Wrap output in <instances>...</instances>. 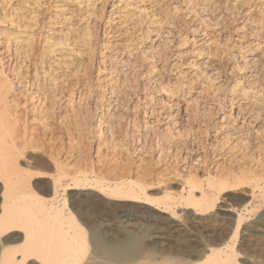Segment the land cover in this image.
<instances>
[{
    "label": "bare ground",
    "instance_id": "bare-ground-1",
    "mask_svg": "<svg viewBox=\"0 0 264 264\" xmlns=\"http://www.w3.org/2000/svg\"><path fill=\"white\" fill-rule=\"evenodd\" d=\"M12 1H15V0H12ZM12 1L10 0L9 2H12ZM123 1H126V0H123ZM0 2H2V1H0ZM20 2L22 5H24V6L26 5L25 4L26 0H20ZM129 2H131V1H129ZM243 2H245V1H243ZM28 3H30V1ZM135 3H137V2H135ZM149 3H150V1H149ZM3 4H4V1H3ZM5 4H4V6H5ZM22 5L20 6V4H18L17 6L12 7V8H14V9L11 8V11L13 10L12 12L11 11L7 12L5 7H2V6L0 7V264H264V262H260V260L264 259L263 257L261 259V257L259 258L257 256L259 258V261H258L254 255L249 254V253L247 255H244V252L243 251H242L243 253L240 252L238 250V247H237L238 246L237 244L240 241V243H242V244L244 243L243 246L248 245L249 247H251V249L252 248L258 249V250L262 249V251L260 250L261 252H263V250H264V244L258 239V234H259L258 229H253L254 227L251 228L250 227L251 225L250 226H244L245 217L243 216V213L245 211L249 212L250 211L249 207L250 206L253 207L254 204H256V202L264 205V94H261L262 92L254 91L255 89L251 90V88H248L249 85L247 86L246 84L239 87V88H241V92H240L241 94H238L239 93L238 91L240 89L238 90V88H237V90H236L235 87H234L235 89H231L232 92L230 91L229 93H231L232 100L233 101L235 100L236 102H239V104H241V106L238 110L239 113L243 114V116H244L247 114L246 110H248L247 109L248 107H246V106L250 105L252 107V110H250L249 114H250V121L252 122L253 125L250 127V125L247 126V124H246V126H247L246 127V126H244V124H238V122L235 121V119H234L235 118L234 114H231V115L228 114L229 116L224 114L222 117V119L224 120V124L221 128L218 129L219 133L217 132L218 130L216 132L219 135H223V136L225 135L224 136L225 138L222 140L220 139V141L216 144V147H215V148H217V150H213V152L216 151L215 153L217 155V158L219 157L221 159V161L217 162V163L216 162L212 163V164H210V167H209V165H208L209 163L207 164V160H205L207 153H206V155L204 154L205 157L201 156V155H197L198 153H196V157L192 160V162H188L189 164L186 163V165L184 163L183 168L181 169V170H183V173H179L178 171H176L175 172L176 174L173 175L172 172H174V170L169 171L168 169H164V170H168V173L171 172L170 174L173 175L174 180L175 179L179 180V184L177 187H175V186H172V184H168L166 182V184L164 185V187L162 189L163 194L160 195V197L159 196L154 197L150 194V191L153 190L151 187V182L154 180H158L157 183L158 182L164 183L163 181H165V180L157 178V177H160V175L157 176L158 173L155 174L154 169L153 170L148 169V168H153V166L152 167L150 166L152 164L150 159L148 160L151 163L149 165L145 161L146 158L144 156H141L139 160H135V161L131 159V162H130L129 157H131L130 155H132L131 153L133 152V150L135 148H132L133 150H131L130 144L124 143V142L120 143L119 141L117 142V140L115 141V139H114L115 137H117V136H114V134H115L114 131L116 128H118V131L121 132L120 134H123L122 131L119 130V129H121V130L123 129L121 122L119 120H116L117 122L119 121L118 125H117L116 124L117 122L115 120H113V118H115V116H117L118 112H120V110H121L120 105L122 106L121 102H122V99L124 98L123 94L127 93V91L128 92L133 91L131 89V87L127 85V83L125 82L126 81L125 79L127 78V76L132 77V74L134 75V72L132 73L130 71L133 69H131V66H128L127 63L131 64L130 60L133 59L135 54L132 57V53H131L132 50L129 52H125L126 54H128L126 57L129 59L128 61H121L120 60V62H118L119 61L118 60L117 62H115V59L113 58L114 59L113 60L110 57L111 59H107L109 61L104 62V59H106V58H103L102 62H104V63L101 65L104 66V69L101 71L99 70L98 75L96 74L97 76H99V80L101 81L100 87H98V84L96 81L97 79H95L96 84H97V88L98 89L101 88L100 91L98 92L99 93V99H97L98 98V96H97L95 101L93 103L92 102L90 103L89 102L90 99L89 100L86 99L87 94H85V92L79 91V93L77 92L78 94H76L75 90H73V89L70 90V87L72 85L71 83L74 81V80L72 81L73 75L75 77V73H77V72H75L73 74V69H74L73 67L76 66L74 61L77 60L76 59L77 57L75 58L76 60L72 58L73 57L72 55H74V57H75V54H74L75 52L73 51V49L75 48L74 46L76 44L73 46L74 48H72V47L70 48L71 45H69V44H68L69 48L64 47L67 45H63V43H61V41L65 40L64 36H66V35H62V36H60V37H62L61 39L55 38V37H49V39H48V37H46V39H47L46 41L48 42L49 45H47L45 43L46 42L45 40H44L45 42H43V43H45L47 46H43L44 44L42 46H40L39 45L40 41L38 42V45H37L35 43L36 41L31 39L32 37L29 38L30 37L29 32L34 31V30L38 31V29H40L41 22H42L43 18H41L42 19L41 20V19H39V16H41L42 14L38 16V14L36 13L37 9H33L35 11L29 10L30 12H27V13H25L24 11L22 12V10L20 9V7H22ZM127 5L130 6V4H127ZM133 5L135 6L134 3H133ZM133 5L130 6L132 9H133V7H132ZM153 5H155V4H153ZM242 6H244V5H242ZM8 7H9V5H8ZM135 7L140 8V10L138 9V12L141 11L140 12L141 14H142V12L144 13V11H146L145 10L146 8L144 9V8H141L137 5ZM127 8L125 7V9H127ZM4 9L6 10L5 12L1 11ZM54 9H55V7H54ZM132 9H130V10H132ZM143 9H144V11H143ZM25 10H28V9H25ZM38 10H40V9H38ZM88 10H90V9H88ZM133 10L137 11L136 9H133ZM147 10L150 11V9H147ZM169 10H171V9H169ZM65 11H67V10H65ZM135 11H132V12H134V14H135ZM245 11H247V10H245ZM250 11H251V9H250ZM57 12H55V13L50 12L51 14H49V17H47V18H49V20H48L49 23L48 22L47 23L50 24V26L58 25L57 23H58V21L60 22V20H64L63 23L67 24V22L71 21V20L68 21L69 18L73 19L72 16L68 17L69 14L68 15L66 14L67 16H63L62 13H57ZM155 12H156V10H155ZM43 13H44V11H43ZM128 13H130V12H128ZM140 13L138 15H140ZM85 14L87 15L86 17L90 16V15L88 16V14H90V13H86V11H85ZM165 14H164V16L166 17L167 14L166 15ZM91 15H93V14H91ZM104 15H105V13H104ZM156 15H158V16H156ZM161 15H159V13L155 14L153 12L152 15H147V17L146 16L145 17L147 19L149 16L150 19H153V20H149V21H152L153 23H158V21H160L161 19L158 20L159 18H155V17H160ZM123 16L125 17V15H123ZM129 16H128V18H129ZM161 17H163V16H161ZM90 18H92V16H90ZM109 18H110V16H109ZM132 18H133V16H132ZM132 18H130V19H132ZM141 18H142V15H141ZM77 19H78V17H77ZM83 19L84 18L82 17V20ZM110 19H112V18H110ZM121 19H122V16H121ZM121 19H119V20H121ZM128 20H126V21H128ZM254 20H256V19H254ZM126 21H123L125 25H126V23H125ZM129 21H131V20H129ZM162 21H164V19L161 20V22ZM44 22L45 21H43V23ZM135 22H137V21L135 20ZM141 22H142V20H141ZM163 23H165V21ZM68 24L70 25L71 23H68ZM138 24H140V23H138ZM144 25H146V22H144ZM44 26H45V23H44ZM61 26H62V24L60 25V27ZM86 26H89V25L86 24ZM86 26L83 27L84 29H82V30L85 31L84 32L85 34L89 35L91 33L90 32L91 30L89 29L90 26L88 28ZM159 26L161 28V24H159ZM159 26L155 27L154 29H151V30L149 28L147 30V32L150 33L149 36L151 35V33L153 31L157 30L159 28ZM171 26H173V25H171ZM244 27H246V26H244ZM8 28H9V30H7ZM53 28L54 27H52L51 29H53ZM63 28H61V29H63ZM74 28H75V25H74ZM81 28H82V26H81ZM259 29L261 30L263 28H259ZM65 30H66L65 33L67 31H69V32L73 31L75 33V31L73 30V25H70ZM92 30H94V29H92ZM260 30H259V32L264 34ZM39 31H42V30H39ZM55 31H57V30H55ZM60 31H64V30H60ZM76 31H78V30H76ZM59 32H56V33H59ZM147 32H146V34H148ZM255 33H258V30H256ZM50 34H51V32H50ZM116 34L118 35V32H116ZM245 35H247V34H245ZM82 36L84 38L87 35L84 36L82 34ZM90 38H92V37H90ZM108 38H109V36H108ZM129 39H127V40L129 41ZM86 41L87 40H84V42H86ZM89 41H93V40H88L87 42H89ZM66 42H64V44ZM68 43H69V41H68ZM120 43H122V42H120ZM202 43H203V41H202ZM91 44L92 43H90L89 46ZM95 44L96 43H93L92 45H95ZM108 44H110V43H108ZM92 45L90 46V48L93 47ZM104 47H106V46H104ZM93 48H91V50ZM249 48H252V47H250V45H249ZM102 49H103V47H102ZM108 49H109V47H108ZM256 49H258V48H256ZM74 50L76 51V49H74ZM118 50H116V51H118ZM91 52L92 51H89V53H91ZM95 52L93 54H95ZM104 52L105 51H103V53ZM120 52H122V50ZM93 54H92V56H93ZM83 55H85V54H83ZM106 55L104 53V56H106ZM113 55L114 54H112V56ZM142 55H143V52H142ZM145 55L146 54H144V56ZM92 56H88V58L92 57ZM153 56H152V58H153ZM70 57L73 59L72 60L73 62H71ZM80 57L85 58L86 55L85 56L81 55ZM147 57L149 59V56H147ZM253 57H255V56H253ZM142 58H143V56H142ZM120 59H122V58H120ZM137 59H140V58H137V56H136V61H137ZM144 59L146 60L147 58L144 57ZM134 60L135 59H133L132 62H134ZM244 60H245L244 61L245 64H250L249 62H251V61H252L251 62V64H252L254 61L256 62V57L255 58H248V59L244 57ZM92 61L95 62V60H93V59L89 60L88 62L90 63ZM79 62H78V64H79ZM238 62H236V63H238ZM72 63L75 66H72ZM89 63H88V65H89ZM94 65L92 66L93 68H94ZM97 65H98V63H97ZM101 65H100V67L99 66L98 67L101 68L102 67ZM250 65H246V66L249 67ZM233 66H235V65H233ZM241 66H243V65H241ZM78 67H79V65H78ZM153 68H151V69L148 68V69H149V71H151ZM236 68L238 69V67H236ZM241 68H240V70H241ZM80 69L81 68H79V70ZM260 69H263V68H260ZM135 70L136 69H134V71ZM246 70H248V69H246ZM127 71L128 72L130 71V74L131 73L132 74L128 75L129 73ZM86 73H87V71L85 72V74ZM136 73H137V71H136ZM149 73H150L149 75H152L155 72H153V70H152ZM76 75L78 76L79 74L77 73ZM156 75L152 78H150V76H149V78H150V79H148L149 83H146V85H145L148 89H149L148 86L151 85L150 82H153V83L155 82V83L160 84L159 77H158V75L157 76ZM79 76H78V78H79ZM83 76H85V75H83ZM69 77H71V83H69L70 85H68V83H67L68 80H66ZM86 77L88 78V76H86ZM95 77L96 76L94 74L93 78H95ZM255 77H257V76H255ZM134 79H137V78H134ZM122 80H125V81H123L126 83L125 86H122L123 84H125L122 82ZM148 80H147V82H148ZM91 81H92V79H91ZM91 81H90V84L88 83V85H90L92 87L93 84L91 85ZM184 81L185 80L181 81V78H180V80L175 79V82H176V86H175L176 88L174 87L175 90L180 89L181 85L183 86L182 83H184ZM186 81H187V79H186ZM186 81H185L184 85L186 84ZM68 82H70V81H68ZM78 82L79 81L77 80V83ZM81 82L82 81L80 80L79 83H81ZM188 82L190 83V81H187V84L189 86L190 84ZM199 82H201V81H199ZM199 82L196 80V83H199ZM241 82H242V80H241ZM63 83H67L65 85L70 86V87L67 86L69 88V90L67 89V87L65 85H63ZM79 83H78V85H79ZM92 83H93V81H92ZM155 83L152 85L155 86ZM73 84L75 85V82ZM251 84H253V83H251ZM74 85H72V87ZM82 85H84V84H82ZM88 85H85V86H88ZM129 85H130V83H129ZM132 85L134 86V84H132ZM204 85L201 84L200 86H197V87L198 88L199 87L204 88L206 90V93H207V90L213 91L212 88L210 89L208 87L209 88L208 89V88L204 87ZM126 86H128V88L130 87L129 89H131V90H128V88ZM162 86H164V84L161 85V87ZM134 87L136 88V86H134ZM139 87H140V85L137 88H139ZM146 87H144V88H146ZM150 87H152V86H150ZM186 87H187V85H186ZM75 88H76V86H75ZM135 88H133V89H135ZM162 88L167 89L164 87H162ZM188 88H190V86ZM148 89L147 90L144 89V91L146 92L145 93L146 100H147V96H150V95H148L149 94ZM248 89H250V90H248ZM90 90H88V91H90ZM137 90L138 89H136V91ZM175 90L174 91L170 90V88L167 89V91L163 90L164 92H167L165 94L167 96V101H169V105L167 104L168 106L171 105L170 102H173L174 97H175L174 95L179 92V90H178V92L174 94ZM149 91H150V89H149ZM258 91H259V89H258ZM201 92L203 93L202 90L199 91L198 93L200 94ZM202 93H201V96H202ZM216 93L217 92H215V94ZM88 94H90V92H88ZM215 94L213 93V96ZM85 95H86V97H85ZM95 95H96V93H95ZM151 96H153V95H151ZM216 96H217V94H216ZM88 98H90V97H88ZM102 98L103 99L108 98V102H106L108 104L107 107H104V106L102 107V105L105 104V103L104 104L102 103L103 102ZM190 98H191V96H190ZM85 99H86V101L89 102V105L86 104ZM148 100H149V98H148ZM190 100L188 102H190ZM192 100L189 103L190 107L188 106L189 107L188 110H190V108H191V111H194V110H192V107H194V105H193L194 103L192 104ZM197 100H195V102ZM118 102H119V104H118ZM126 102L128 103L127 100H126ZM163 103H162V105H163ZM138 104H139V102H138ZM144 104H145L144 107L145 106L148 107L147 105L149 104V102L145 101ZM165 105H166V103H165ZM172 105L170 108H168L167 112L164 111V112H166V118L168 119L167 121L170 120L168 125L167 124L165 125V130H164L165 132H157L156 131L154 133V131L156 129L155 126L156 125L159 126L160 123L159 124L156 123V125L154 126V124H151L149 122V120H145V125L142 128H144L145 132H150L154 136L156 134H158L157 136H159L160 141L162 140L163 142H165V144L166 143H168V144L173 143L174 145L171 144V146L176 145L175 148L177 147V151H178L179 147L181 148V146L184 147L186 145V143L188 142L187 141L188 138H186L187 135H185V133L180 131L179 127L178 128L175 127L178 124V123L175 124L176 123L175 117L178 118L177 112L179 111V109H178V111L175 110V108L173 109V107L175 105H173V107H172ZM243 106H245V108ZM63 107L65 109L64 112L62 111ZM99 107H101V109ZM163 107H165L164 105L162 106V109L165 110V108H163ZM58 108H59V112L61 111L60 113L56 112V111H58L57 110ZM151 112H153V111H151ZM195 112L197 114L196 107H195L194 113ZM161 113H160V117H161ZM189 113H191V112H189ZM137 114H141V111L138 110ZM193 114H192V116H193ZM197 117H198V115H196V117H194V118H197ZM210 118H212V116ZM144 119H146V118H144ZM192 119H193V117H192ZM121 120H123V118H121ZM158 120H159V118H158ZM159 121H161V120H159ZM124 122H123V124H124ZM251 122H249V123H251ZM222 123H223V121H222ZM127 128H128V126H127ZM137 128H140V127H137ZM193 129H195V128H193ZM107 130H108V133H109V131L114 132V134L110 133L111 135L109 137L111 139L110 138L107 139L108 136L106 137V135H108V134H106ZM161 130H162V128H161ZM73 131H76V132H73ZM203 131H204V129H203ZM57 133H59L58 135H62L61 133H64L65 135L67 134V136L64 139L65 141H67L66 139L69 136V138H68L69 141H67L68 147L70 148L69 150H68V147L66 149V147L64 148L63 146L58 145L61 141L58 142L59 138H57V136H56ZM75 133H76V135L78 134V136L81 139H78L77 136H74ZM92 134H95V137L97 139V141L96 140L95 141L98 143L93 144L91 142L92 140L90 139V136ZM147 134L148 133H146V134L144 133V135H147ZM219 135H217V136L219 137ZM125 136H126V134H125ZM76 138H77V140H76ZM134 139H136V138H134ZM61 140H63V138H61ZM78 140H80V142H77ZM145 142L147 143V140ZM146 143H144V144L138 143V144H140L139 145V151H138L140 154L142 153V151L148 150L147 149L148 147H146L148 145H146ZM60 144L62 145V143H60ZM161 144H163V143H161ZM65 145H67V144H65ZM150 145H154V143L150 144ZM150 145H149V147H150ZM58 146H59V148L63 147L62 149L68 150L67 152L64 153L65 158H63V156L62 157L60 156V154L63 153L64 150H62V149L58 150L59 149ZM136 146H137V144H136ZM37 148L39 151L41 149H43V151H41V152H44V153L46 152V154H48L47 156H46V154H43V155L46 156L45 159L49 162L47 165L49 167L50 166L53 167V170H55V172H53V171L52 172L50 171L51 173L48 172L51 175H48L47 173H45V170L43 169L45 167L42 168L44 171H42L40 169L41 165L46 164V162L41 163L44 160V158H43V160L41 159L42 160L41 162L39 160L40 163L38 162L37 167L34 163L33 164L35 166H33V164H32L33 168L34 167L36 168V169L34 168V170L32 169V166L30 165L31 160L26 158V155H29V152L31 153L30 150H34V149L36 150ZM39 148H41V149H39ZM105 148L107 149V152L105 151ZM117 148H118V150H117ZM120 148H121V150H120ZM151 148H152V146H151ZM111 149H112V151H111ZM61 150H62V152L60 153ZM163 150L164 151H162V153L166 152V150L164 148H163ZM135 151H136V149H135ZM134 152H133V154H135ZM147 153H145V154H147ZM177 153L175 152V154H177ZM159 154H160V152H159ZM159 154H158V156H159ZM125 155H127V156H125ZM154 155H156V154H154ZM212 155H215V154H212ZM29 156H31V155H29ZM162 156H163V154H162ZM165 156H167V154ZM188 156H189V153H188ZM40 157L42 158V156H40ZM146 157H147V155H146ZM24 158L30 161L28 164L30 165L31 169H30L29 165H27L28 166V168H27V167H25L26 165L22 164L23 163L22 160ZM33 158H32V160H33ZM27 160H25V161H27ZM81 160L82 161L84 160L85 162H91L92 166L87 168V169L85 166H83L85 169L83 168L81 170H77V171L72 170L73 172L72 171L68 172L67 169H70L71 166L73 168L75 163L76 162L79 163L78 161H81ZM213 160H216V159H213ZM34 161L36 162V159ZM176 161H177V164H179L178 160H176ZM27 162H25V163L27 164ZM144 162H145V164H147V168L144 167V165H141ZM82 163L83 162H81V164ZM167 163H169V162H167ZM170 163H172V161ZM85 164H83V165H85ZM175 164H176V162H175ZM177 164H176V168H177V166L179 167V165H177ZM165 165H166V163H165ZM169 165L167 164L166 168H168ZM76 166H77V164H76ZM171 166H172V164H171ZM74 168H79V167H74ZM37 169H39L40 171ZM177 170H178V168H177ZM168 173L166 172V174H168ZM160 174H162V173H160ZM163 174H164V172H163ZM170 174L166 175V176H168L167 177L168 180L171 176ZM109 176L110 177L113 176V177H111L113 179H111ZM161 176H163V175H161ZM166 176H165V179H166ZM46 177H49V179H50V181L47 182L49 184L46 185V186H48V191L45 195H42V193H44V192H42V193L36 192L38 190L37 189L38 188L37 187L38 182L36 183V186H35V188L37 187L36 188L37 190L34 188V185H35L34 182L36 181V179H39V178L45 179ZM64 180H66V183H68L69 186L72 184L73 185L72 188H77V189H81V190H95V191L99 192L100 194H102L108 198H111L113 200H120V201H126V202H131V203L144 204V205H148L150 207H153L155 209L154 210L155 212L154 213L151 212V214L146 217V219H148V222L150 224L149 228H147L145 226L149 230L148 236L146 237L148 239L147 242H140L137 239H135L134 236L136 237L138 233L134 236L131 235L133 233L129 234L130 232H129V229H127V227L129 228V226H132L135 224V223L133 224L132 221L136 217V215L130 214L129 210H124L121 213H119V215L116 214L117 219L118 218H120V220L122 219V222L124 224V227H122V229H120L119 227H116L117 223L112 222V223H110L104 227V229H103L104 232L99 230V232L101 231V232L105 233L106 235H108L109 239L106 240L105 242H99V240L96 241L94 238L95 233H93L95 231V228H94V231H89L87 228H85V226H83V224L75 217V215L73 213H71V214L66 213L65 207L67 206L66 203H68L66 201L67 200L66 198L63 199V201H62L63 206H62L61 199L59 198V190L62 187H64ZM162 183L160 185H162ZM232 197L237 199V200L238 199L245 200V203L243 202V205H241L242 202H239L240 201L239 200L238 203H236V204H239V206L235 205V202H234V204H231L232 203L231 202V203H225V204L220 205V203H224V201H228ZM179 207L181 209L182 208L185 210L187 209V211L189 212L188 216L190 218L187 216L186 217L188 220H190L189 221L190 223H194L196 221V219H202V222H203V220H204V222L210 221L214 217L218 218L222 214L224 216L227 215L228 218L229 217L231 218L232 216H234L231 213H235V215H237L236 220H235L237 222H235L233 220L234 223H236L235 228L232 227V228H234V230H232L233 232H229L231 230L226 232L227 231L226 230L225 231L226 233L223 236L219 232L221 236L218 235L220 237H218L217 239H215L216 237H213V235H212L214 240H209V239L206 240L203 237H202L203 239L202 238L199 239L200 236L198 238H193L195 236L192 234V232L189 234L190 235L189 240H186L187 238L185 239L186 241L185 240H183V241L177 240V234L180 231H183L187 225V224L185 225V223H184L185 221L184 222L182 221L185 219V218H183V216H181L182 213L178 214V211L176 210ZM185 210H182V211H185ZM251 210H253V209H251ZM254 211H256V210H254ZM259 211H261V210H259ZM70 212H73V211H70ZM223 215H222V217H223ZM180 217H182V218L180 219ZM142 219L144 220L145 218H142ZM263 220H264V218H263ZM199 222H200V220H199ZM199 222L197 221L196 224ZM139 223H140V221H139ZM106 224H107V222H106ZM145 224H146V222H145ZM205 224L208 225L209 223H205ZM210 224H211V222H210ZM191 225H193V224H191ZM191 225L189 226L190 228H191ZM198 226H199V224H198ZM189 227H187V228H189ZM208 227H210V226H208ZM196 228H198V227H196ZM210 228H213V227H210ZM143 230L144 229H142V231ZM138 231H140V230H138ZM193 232H194V230H193ZM195 232H197V229L195 230ZM200 232H201V230H200ZM103 233H102V235H103ZM210 233H212V232H210ZM195 234H197V233H195ZM199 235H201V234H199ZM98 236H100V235H98ZM98 236H96V237H98ZM117 236H121L120 238H122V240H118V241H116L117 239L113 240ZM203 236L206 238L207 235L205 236V234H204ZM141 237L138 236V239H140ZM212 237H209V238H212ZM145 240L146 239L143 238L142 241H145ZM241 249H243V248L241 247ZM243 250H245V248ZM240 253H242L244 256L241 257Z\"/></svg>",
    "mask_w": 264,
    "mask_h": 264
},
{
    "label": "rangeland",
    "instance_id": "rangeland-1",
    "mask_svg": "<svg viewBox=\"0 0 264 264\" xmlns=\"http://www.w3.org/2000/svg\"><path fill=\"white\" fill-rule=\"evenodd\" d=\"M0 1H2V2H0V7L1 6L2 7H5L6 10H7V12H10L11 11V8L14 7V6H17L18 4H20V6L22 5L21 2H20V0H15V1H12L11 0L12 2H9L10 0H6V1L5 0H0ZM3 1H4V4L6 3L7 5L5 4V6H4ZM29 1H30V3H28ZM129 1H131V2H129ZM149 1H150V3H149ZM243 1H245V2H243ZM132 2L135 4V6L137 5V6L141 7V8H144V9L146 8L145 9L146 11H144V9H143L144 13L142 12V14H141L140 13L141 11L138 12V9L140 10V8L135 7ZM135 2H137V3H135ZM25 4H26L25 6L22 5V7H20V9L22 10V12L24 11L25 13H27V12H30L31 10H33V9H37L36 10V13L38 14V16L42 14L41 16H39V19L43 18V20L41 19L42 20V22H41V27L42 28L40 27V29H38V31L37 30L36 31L34 30V31H30L29 32V36H30L29 38L32 37L31 39L34 40V41H36L35 43L37 45H38V42L39 41H40L39 42L40 43L39 44L40 46H42L43 44H44L43 46L49 45L48 42L46 41L47 40L46 37H48V39H49V37H55V38H60L61 39L62 37H60V36L66 35V36H64V39L65 40H62L63 42L61 41V43H63V45H67V46H64V47H68L69 48V45H71L70 48L71 47L72 48L75 47L74 49H76V51L73 49V51L75 52L74 53L75 54V57H74V55H72L73 57L71 56L73 59H75L77 57L76 58L77 60L75 59L76 61H74V63H75L76 66L73 65V63H72V66H75V67H73L74 68L73 69V74L75 72H77L80 76L78 75L79 76V78H78V76L76 75L77 73H75V77L76 78L73 75V78L74 79L72 78V81L73 80L74 81L72 83H71V77L72 76L69 77L70 79L69 78L66 79V80L70 81V82L67 81L68 85H70L69 83H71L72 85H74L73 83L75 82V85L73 87H72V85H71V87L68 86V85H65L67 83H63V85H65L66 87L67 86L70 87V90H72V89L75 90L76 94H78L79 91L80 92H85V94H87V97H86V95H85V97H86L87 100L90 99L89 100L90 103L91 102L93 103L95 101V99L97 98V96H98L97 99H99V93L98 92L100 91L101 88L98 89L97 88V84H98V87H100L101 81L99 80V76H97V75H98L99 70L101 71V70L104 69V66L101 65V64H103L105 61H109L107 59H111V58L112 59L114 58L115 59V62H117L118 60H119L118 62H120V60L121 61H128L129 59L126 58L128 54H126L125 52H129L131 50H132V52H131L132 53V57L135 54V56L133 57V59H135L134 62H132L133 61V59H132V60H130L131 61L130 62L131 64H128L127 63V65L128 66H131V69H133V70H130V71L132 73L134 72V75L131 73L132 74V77L131 76H127V78L125 79L126 81L125 80H122V82L125 81L127 83V85L130 86L133 91H129V92L127 91V93H125L126 95L123 94V97L124 98L122 97L123 98L122 99V102L120 101L122 103V106L120 105V108H121L122 111L120 110V112H118V114L121 117L117 114V116H115V118H113V120H115V121L116 120H119L121 122V124L123 126V129L122 130L119 129V130L122 131L123 134H120L121 132H119L118 131V128H116L115 131H114L115 134H114V132H110V131L108 133V130H107L106 134H108V135H106V137L108 136L107 139L110 138L109 137L111 135L110 133H113L114 136H117V137L114 138L115 141L117 140V142L119 141L120 143L121 142L128 143V144H130L131 150H133L132 148H135L136 149V151H135V149L133 150V152L135 151L134 152L135 154H133V152L131 151L132 152L131 153L132 155H130L131 157H129L130 158V162H131V159L135 161V160H139L141 156H144L146 158L145 161L147 162L148 165L152 163L150 166L151 167L153 166V168H148V169H152V170L154 169L155 174L158 173L157 176L160 175V177H157V176L156 177L165 180V181H163L164 183H162V182H158L157 183L158 180H154V181L151 182V187H152L153 190L150 191V194L152 196H154V197L159 196L160 197V195L163 194L162 193V191H163L162 189H163L164 185L166 184V182L168 184H172V186L177 187L178 184H179V180H177V179L174 180L173 175L176 174L175 173L176 171H178L179 173H183V170H181V169L183 168L184 163L186 165V163L189 164L188 162H192V160L196 157V153H198L197 155H201V156H204V157H205V155L207 153L205 160H207V164L209 163L208 164L209 167H210V164L215 163V162L217 163V162H220L221 161V159L219 157H218L219 159L217 158V155L215 153L216 151L213 152V150H217V148H215L216 147V144L220 141V139L222 140V139L225 138L224 137L225 135L223 136V135L217 134V132L219 133V130L218 129L221 128L223 126V124H224V120L222 119V117H223L224 114L225 115L234 114V117H235L234 119H235V121L238 122V124H244V126H246V124H247V126L250 125V127L253 125L252 122L250 121V114H249L250 110H252V107L250 105L249 106H246V107H248L247 108L248 110H246L247 111V114L243 116V114L239 113V111H238L239 108H240V106H241V104H239V102H236L235 100L233 101L232 100L231 93H229V92L231 91V89H235L236 88V90H237V88H238V90L240 89L238 91L239 92L238 94H241L240 93L241 92V88H239V87H241V86H243V85L246 84L247 86L249 85L248 88H251V90L255 89L254 91L262 92L261 94H264V56H263L264 55V34H262L261 32H259V30H260L259 28H263L260 31H262L264 33V0H126V1H123V0H120V1L119 0H38V1L37 0H26V3ZM127 4H130V6L133 5L132 6L133 9H136L137 11L133 10ZM153 4H155V5H153ZM8 5H9V7H8ZM242 5H244V6H242ZM54 7H55V9H54ZM125 7L126 8L128 7V8L125 9ZM129 8L132 9V10H130ZM12 9H14V8H12ZM25 9H28V10H25ZM38 9H40V10H38ZM88 9H90V10H88ZM147 9H150V11L147 10ZM169 9H171V10H169ZM250 9H251V11H250ZM6 10L4 9V10H1V11H4L5 12ZM65 10H67V11H65ZM155 10H156V12H155ZM245 10H247V11H245ZM33 11H35V10H33ZM43 11H44L45 14L43 13ZM85 11H86V13H90V14H88V16L90 15V16H92V18H90V16L89 17H86L87 15L85 14ZM127 11L130 12V13H128ZM132 11H135V14ZM50 12L51 13H55V12L62 13L63 16H67L69 14L68 17L69 16L70 17L72 16L73 19L69 18L68 21H70V20L71 21L70 22H67V24H64L63 23L64 20H60V22L58 21V23H57L58 25H56L57 27L56 26H50V24H48L49 23V21H48L49 18H47V17H49V14H51ZM103 12L105 13V15H104ZM153 12L155 14H158L159 13V15L162 14L161 16H163V17L160 16L161 18L160 17H155V18H159L158 20H160V19L163 20L164 19L165 23H163L164 21L161 22V20L158 21V23L161 24V28H160V26H159L158 23H153L152 21H149V20H153V19H150L149 16L146 19L147 15H152ZM139 13H140V15H138ZM91 14H93V15H91ZM164 14L166 15V17L164 16ZM123 15H125V17ZM127 15L129 16V18H128ZM141 15H142V18L145 21L141 18ZM109 16L112 19H110ZM121 16H122V19H121ZM132 16H133V18L137 22H135V20L132 18ZM156 16H158V15H156ZM77 17H78V19H77ZM82 17L84 18L83 20H82ZM127 18L129 20H131V21H129ZM130 18H132V19H130ZM119 19H121L122 21L119 20ZM254 19H256V20H254ZM126 20H128V21H126ZM141 20H142V22H141ZM43 21H45L44 22L45 23V26H44ZM123 21H126L125 23H126L127 26L124 24ZM144 22H146V25H144ZM68 23H71L70 25H73V30L75 31V33L73 31L72 32L67 31L65 33V31H66L65 29L70 26ZM138 23H140V24H138ZM61 24H62V26L60 27ZM86 24H88L90 26L89 29L91 30L90 31L91 33L89 32L90 33L89 35L88 34H85L84 33L85 31L82 30V29H84L83 27H85ZM74 25H75V28H74ZM171 25H173V26H171ZM81 26H82V28H81ZM89 26H86V27L88 28ZM158 26H159V28L157 29L158 31L157 30H155L156 32L153 31L151 33V35L149 36L150 33L147 32V30L149 28H150V30L151 29H154L155 27H158ZM244 26H246V27H244ZM52 27H54V28L51 29ZM61 28H63V29H61ZM92 29H94V30H92ZM7 30H9V28ZM39 30H42V31H39ZM48 30L51 32V34H50V32ZM55 30H57V31H55ZM60 30H64V31H60ZM76 30H78V31H76ZM256 30H258V33H255ZM56 32H59L60 34L59 33H56ZM116 32H118V35L116 34ZM146 32L148 34H146ZM82 34L84 36L87 35V36H85L86 38L85 37L83 38ZM245 34H247V35H245ZM105 35L106 36L108 35L109 38H108V36L106 37ZM89 36L92 37L93 39L90 38ZM81 37L84 40H87V41L88 40H93V41H89V42L92 43V44L93 43H96L95 44L96 46L91 44L94 47V48L91 47V48H93L91 50V48H90L91 45L89 46L90 43L87 42V41L84 42V40ZM126 38L127 39L130 38L129 41L130 40L131 41L129 42ZM68 41H69V43H68ZM202 41H203V43H202ZM43 42H45L47 45L45 43H43ZM64 42H66V43L64 44ZM120 42H122V43H120ZM108 43H110V44H108ZM249 45L252 48H249ZM104 46H106V47H104ZM102 47H103L104 50L102 49ZM108 47H109V49H108ZM256 48H258V49H256ZM120 49L122 50V52H120L121 51ZM88 50L89 51H92V52L89 53ZM116 50H118V51H116ZM103 51H105L104 52L105 55L107 53L109 55L107 54L106 56H104ZM94 52H95V54H93ZM142 52H143V55H142ZM82 53L86 55L85 58L83 57L84 59L80 57L81 55L82 56H85ZM92 54H93V56H92ZM112 54H114V55L112 56ZM144 54H146V55L144 56ZM141 55L143 56V58H142ZM88 56H92V57H89L88 58ZM136 56H137V58H140L141 60L140 59H137V61H136ZM147 56H149V59H148ZM152 56H153V58H152ZM253 56L256 57V62L254 61L252 64H251L252 61L249 62L251 65L244 63V61L246 60V59L244 60V57L247 58V59L248 58H255ZM71 57H70V60H71V62H73L72 61L73 59ZM144 57L147 58L148 60L147 59L145 60ZM103 58H106V59H104V62H102L103 61ZM120 58H122V59H120ZM91 59L95 60V62L92 61V62L89 63L88 61L91 60ZM79 61L80 62L81 61L82 62L84 61L85 63L84 62L83 63L82 62L80 63ZM78 62H79V64H78ZM87 62L89 63V65H88ZM96 62L98 63V65H97ZM236 62H238V63H236ZM240 62L241 63L243 62V63L241 64ZM239 63L241 65H243V66H241ZM78 65H79V67H78ZM93 65H94V68L92 67ZM100 65L102 66L101 67L102 69L99 68ZM233 65H235L236 67H238V69L235 66H233ZM246 65H250V66L247 67ZM239 67L241 68V70H240ZM259 67L260 68H263V69H260ZM79 68H81L82 70L80 69L81 70L80 71ZM148 68L149 69L153 68L152 70H153V72H155L154 74L155 75L157 74L158 77H159V80H160V84L154 82L155 83V86L152 85V84H154L153 82H150L151 85L150 84L149 85L152 86V87L148 86L149 89H150V91H149V89L145 85H146V83H149V80L148 79L154 77L155 75L152 74V73L151 74L153 76L152 75H149L150 74L149 72H151L152 70L149 71ZM134 69H136V70L134 71ZM246 69H248V70H246ZM86 71H87V73H86L87 75L85 74ZM130 71L129 72L127 71L129 73L128 75H131L130 74ZM136 71H137L138 74L136 73ZM82 74L85 75V76H83ZM94 74L96 76L95 78H93L94 77ZM86 76H88V78ZM142 76L143 77L145 76V77L143 78ZM149 76H150V78H149ZM255 76H257V77H255ZM134 78H137V79H134ZM180 78H181V81L182 80H185L186 81V79H187V81H190V83L188 82L190 84L189 85L190 88H188L189 86L187 84V81H186V84L184 85V83H185V81H184V83H182L183 86L181 85V87H180L181 90L180 89H176L175 90V88H176L175 87L176 86L175 79L176 80H178V79L180 80ZM76 79L79 82H80V80L82 82L81 83L78 82L79 83V85H78ZM91 79H92L93 83H92ZM95 79H97L96 80L97 81V84H96ZM147 80H148V82H147ZM196 80L198 82L199 81H201V82L196 83ZM241 80H242V82H241ZM90 81H91V85L93 84L92 87L90 85H88V83L90 84ZM125 82H123V83H125ZM128 82L130 83V85H129ZM126 83L123 84L122 86H125ZM200 83L202 85L205 84L206 86L204 85V87H206V88H208V87L210 89L212 88L213 91L207 90V93H206V90L204 88H201V87L198 88L197 87V86H200L201 85ZM251 83H253V84H251ZM82 84H84V85H82ZM132 84H134V86H136V88ZM136 84L138 86L140 85V87L137 88L138 86ZM163 84H164V86H162V87L167 88V89L170 88V90H173V91L175 90L174 94L177 93L178 90H179V92L177 94H175V95L173 94L175 97H174L173 102H170V103H171V105L173 104V105L176 106V107L175 106L173 107V105H172L173 109L175 108V110H177V111L179 109L178 112L176 111L178 118L175 117V122H176L175 124H177V123L178 124L175 127H177V128L179 127L180 131L183 132V133H185V135H187L186 138H188L187 139L188 142L186 143V145L184 147L183 146H181V148L179 147L178 151H177V147L175 148L176 145L175 146H171V144L174 145L173 143H169V144L166 143L165 144V142H163L162 140L160 141L159 136H157L158 134H156L154 136L150 132H145L144 131V128H142L145 125V120H149V122L151 124H154V126L156 125V123L157 124L160 123L159 126L158 125L155 126V128L156 129L158 128V129L157 130L155 129L154 133L156 131L157 132H165L164 131L165 130V125L166 124L168 125V123L170 122V120L167 121L168 119L166 118V112L168 111V108L171 107V105L168 106L169 105V101H167V96L165 94L167 92H164L163 91V90L167 91V89H163L161 87V85H163ZM85 85H88V86H85ZM186 85H187V87H186ZM75 86H76V88H75ZM128 86H126V87L128 88ZM68 87H67V89L69 90ZM144 87H146V88H144ZM129 88H128V90H131ZM133 88H135V89H133ZM87 89L88 90L91 89V90L88 91ZM136 89H138V90L136 91ZM144 89L145 90L148 89V92H149L148 95H150V96H147V100H146V95H145L146 92L144 91ZM258 89H259V91H258ZM86 90L88 92H90V94H88V92ZM201 90L203 91V93L205 92L206 94L205 93L203 94L201 92L202 93V96H201V93L200 94L198 93ZM248 90H250V89H248ZM214 91L217 92L216 93L217 96H216V94H215ZM95 93H96V95H95ZM213 93L215 94L214 96H213ZM151 95H153V96H151ZM190 96H191V98H190ZM88 97H90V98H88ZM148 98H149V100H148ZM86 99H85V101H86ZM190 99L191 100L193 99L192 100V104L194 103L193 104L194 107H192V110L195 111V107H196L197 114H196V112L194 113V111H191V108H190V110H188L189 107H190L189 106V103L191 102ZM194 99L195 100L198 99V100L195 102ZM126 100L128 101V103L126 102ZM189 100H190V102H188ZM102 101H103L102 102L103 104L105 103L104 105H102V107L103 106L104 107H107L108 104L106 102H108V98L107 99L106 98H104V99L102 98ZM145 101H148L149 102V104L147 105L148 107L145 106L146 108L144 107V105H145L144 102ZM89 102L86 101V104L89 105ZM138 102H139V104H138ZM162 103L165 106V107H163V108H165V110L162 109V106H163ZM165 103H166V105H165ZM118 104H119V102H118ZM243 107L245 108V106H243ZM99 108L101 109V107H99ZM57 110L58 111H56V112L58 113L59 112V108ZM138 110L141 111V114H137V111ZM62 111L63 112L65 111L64 107H63ZM151 111H153V112H151ZM164 111H166V112H164ZM189 112H191L192 114L194 113L193 116ZM160 113H161V117H160ZM196 115H198V117L197 118H194V117H196ZM211 116H212V118H210ZM143 117L146 118V119H144ZM192 117H193V119H192ZM121 118H123V120H121ZM158 118L161 121H159ZM222 121H223V123H222ZM248 121L251 122V123H249ZM118 122L116 123L117 125H118ZM123 122H124V124H123ZM127 126H128L129 129L127 128ZM136 126L137 127H140V128H137ZM161 128H162L163 131L161 130ZM193 128H195V129H193ZM203 129H204V131H203ZM142 131L145 134L148 133L149 135L148 134L147 135H144V133ZM73 132H76V131H73ZM59 133H57L56 136H57V138H59L58 142L61 141L60 143H62V145L60 143L59 144L57 143V144L59 146H63L64 148L66 147V149H67V147H68V142L67 141H69L68 140L69 136L66 139L67 141H65L64 139L67 136V134L65 135L64 133H61L62 135L64 134L63 135L64 137H63L62 135H58ZM125 134H126V136H125ZM217 135H219V137ZM74 136H77L78 139H81L78 136V134L76 135V133L74 134ZM91 136H90V139L92 140L91 142L93 144L98 143V142H96L97 139L95 137V134H92ZM61 138H63V140H61ZM77 138H76V140H77ZM134 138H136V139H134ZM146 140H147V143L145 142ZM77 142H80V140H78ZM152 142L154 143V145H150V144H153ZM135 143L137 144V146H136ZM138 143H140V144L146 143V145H148V146H146V147H148L147 149L149 150L151 148V146H152V148H151L152 150L150 149L149 151L148 150L142 151V153L140 154L138 152L139 151V145L140 144H138ZM161 143H163V144H161ZM65 144H67V145H65ZM149 145H150V147H149ZM59 146H58V148H59ZM63 147H60L58 150L62 149ZM163 148L166 150L167 153L166 152H163L162 153V151H164ZM39 149H41V148H39ZM69 149L70 148L68 147V150ZM34 150H30L31 153L29 152V155H31V156L26 155V158H28L29 160H31V164L30 165L32 166V164L34 163L36 165V167H37L39 160L41 162L43 160V158H44L45 161L43 160L41 163L46 162V164L41 165L40 169L42 171L45 170V173H47L48 175H51L50 173L52 171L55 172V170H53V167H51V166L49 167L47 165L49 162L45 158H46V156L48 154H46V152L45 153L44 152H41V151H43V149H41L40 151L38 150V148L35 151ZM62 150H64L63 153H61ZM62 150L60 151V153L62 154V155L60 154V156L61 157L63 156V158H65L64 157L65 156L64 153L67 152L68 150H65V149H62ZM117 150H118V148H117ZM120 150H121V148H120ZM105 151L107 152V149L106 148H105ZM111 151H112V149H111ZM147 152L148 153L150 152V153L148 154ZM159 152H160L161 155L159 154ZM175 152L176 153L178 152V153L175 154ZM145 153H147V154H145ZM188 153H189V156H188ZM43 154H46V156L43 155ZM154 154H156V155H154ZM158 154H159V156H158ZM162 154H163V156H162ZM166 154H167V156H165ZM212 154H215V155H212ZM146 155H147V157H146ZM40 156H42V158ZM125 156H127V155H125ZM32 158H33V160H32ZM35 159H36V162L34 161ZM149 159L151 160V163H150V161H148ZM213 159H216V160H213ZM23 160H22V162H23L22 164L23 165H26L25 167L28 168L27 165H29L28 163L30 161L27 160V159H25V158ZM25 160H27L28 162L25 161ZM176 160H178V163L179 164H177V161ZM171 161H172V163H170ZM25 162H27V164ZM78 162L80 164L76 162L75 165H74V167H79V168H74V167L72 168V166H71L70 169H67L68 172L69 171L71 172L72 170L73 171L81 170V169L84 168L83 166H85L86 169L92 166V163L91 162H85L84 160L83 161L81 160V161H78ZM81 162H83V163L81 164ZM167 162H169V163H167ZM175 162H176L177 165H179V167L177 166L178 170L176 168ZM165 163H166V165L167 164L168 165L170 164L168 168H166L167 166L165 165ZM34 164H33V166H35ZM76 164H77V166H76ZM83 164H85V165H83ZM147 164H145V162H144L141 165H144V167L147 168ZM171 164H172V166H171ZM30 165H29V167H30ZM33 166H32V169L34 170L35 167L33 168ZM43 167H45V168H43ZM30 169H31V167H30ZM164 169H168L169 171L174 170V172H172L173 175L170 174L171 172L168 173V170H164ZM37 170H39V169H37ZM165 171L168 174L171 175V176L169 175L170 176L169 180L167 178L168 176H166L168 174H166ZM48 172H50V173H48ZM163 172H164V174H163ZM160 173H162V174H160ZM161 175H163V176H161ZM165 176H166V179H165ZM111 177H113V176H111ZM111 179H113V178H111ZM49 181H50L49 177H46L45 179H43V178L36 179V181L34 182L35 183L34 188L36 186V183L38 182L37 183V187L38 188L36 187L38 190L35 188L37 190V191L36 190L35 191L37 193L44 192V193H42V195H45L47 193V191H48V186H46V185L49 184V183H47ZM161 183H162V185H160ZM70 186L68 185V183H66V180H64V187L65 188L62 187L59 190V198L61 199L62 206H63V202L62 201H63V199L66 198L67 199L66 201L68 202V203H66L67 206L65 207L66 208V210H65L66 213L67 214L73 213L75 215V217L89 231H94V228H95V231L93 233H95L94 234V236H95L94 238H95L96 241L99 240V242H105L106 240L109 239V236L106 235L105 233H103L104 232L103 229H104V227L106 225H108V224H110L112 222L117 223L116 224V227H119L120 229H122V227H124V224L122 222V219L120 220V218L117 219L116 217L122 211L129 210L130 212L129 211L128 212L130 214L136 215V217L134 218L135 220L133 219V221H132V223L133 224L135 223V224L132 225V226H129V228L127 227V229H129V232H130L129 234L133 233L131 235L134 236V235H136L138 233L136 237L134 236V238L137 239L140 242H147L148 239L146 237L148 236V232H149V230L147 228H149L150 224L148 222V219H146V217L148 215H150L151 212L152 213L155 212L154 211L155 209L153 207H150V206L144 205V204L131 203V202L120 201V200H113L111 198H108V197L100 194L99 192H97L95 190H81V189H77V188H72L73 187L72 184ZM231 199H229L228 201H224V203H220V205L221 204H225V203H231V202H232L231 204H234V202H235V205H238L239 206V204H236V203H238V201L240 199L237 200V199H235L233 197ZM239 202H242V204L241 203L240 204L243 205V202L245 203V200H240ZM179 208H177L176 210L178 211V214H181L182 213L181 216H183V218H185L182 221L183 222L185 221L184 223H185V225L186 224L187 225H186V227L184 228L183 231H180L178 233L179 235L177 234V240L183 241L186 238H187L186 240H189L190 239V237H189L190 235L189 234L191 232L195 236L193 238H198L200 236L199 239L203 237L206 240H208V239L209 240H214L213 237H216L215 239H217L218 237L221 236L220 233L223 236L229 230H231L229 232H233L232 230H234V228H235V224L236 223H234V221L236 220V216H237V215H235V213H231V214L234 215L231 218L230 217L228 218L227 215L224 216L222 214L223 217H222V215H220L218 218H215L214 217L210 221H205L204 222V220H203V222H202V219H196V221L194 223H190L189 222L190 220L187 219V217H189L188 216V213L189 212L187 211V209L185 210L183 208L182 209L181 208L179 209ZM249 209H250L249 212L248 211L247 212L245 211L243 213V216L245 217L244 226H250L251 225L250 226L251 228L254 227L253 229H258V232H259L258 239L264 244V220H263V218H264V205L263 204H259L258 202H256V204H254L253 207L250 206ZM251 209H253V210H251ZM258 209L261 210V211H259ZM182 210H185L187 213L185 211H182ZM254 210H256V211H254ZM70 211H73V212H70ZM142 218H145L146 220L145 219L143 220ZM181 218L182 217H180V219ZM199 220H200V222H199ZM139 221H140V223H139ZM197 221L199 223L196 224ZM106 222H107V224H106ZM145 222H146V224H145ZM210 222H211V224H210ZM235 222H237V221H235ZM201 223L202 224L204 223V224L202 225ZM205 223H209V224L207 225ZM189 224L190 225L193 224V225H191V228L189 227L190 226ZM198 224H199L200 227L198 226ZM208 226L213 227V228H210ZM187 227H189V228H187ZM196 227H198L199 229L196 228ZM232 227H234V228H232ZM141 228L144 229V230L142 231ZM195 228L197 229V232H195V230H196ZM99 230H101L103 232H101V231L99 232ZM136 230L137 231L140 230V231L137 232ZM187 230L188 231L190 230V231L188 232ZM193 230L197 234H195L193 232ZM200 230H201V232H200ZM210 232H212V233H210ZM102 233H103V235H102ZM199 234H201V235H199ZM204 234H205V236L207 235L206 238L203 236ZM98 235H100V236H98ZM212 235H213V237H212ZM218 235H220V236H218ZM96 236H98V237H96ZM138 236L139 237L142 236V237L140 239H138ZM120 237L121 236H117L113 240H116V239H117L116 241L122 240V238H120ZM209 237H212V238H209ZM143 238H145L146 240L145 241H142ZM237 245H238L237 246L238 247V250L240 252L243 251L244 252V255H247L248 253L249 254H252V255H254L257 258L258 261H259V258L260 257H261V259H262V257L264 258V255H263L264 254V250H263V252H261L262 249H259V250L258 249H253V248L251 249V247H249L246 244H245L246 246H243L244 243L242 244V243H240V241L238 242ZM241 247L243 249L245 248V250L241 249ZM242 253H240L241 257L244 256ZM260 262H264V259L260 260Z\"/></svg>",
    "mask_w": 264,
    "mask_h": 264
}]
</instances>
